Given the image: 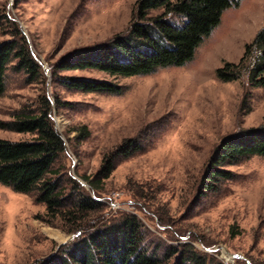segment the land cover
<instances>
[{
	"label": "rangeland",
	"instance_id": "obj_1",
	"mask_svg": "<svg viewBox=\"0 0 264 264\" xmlns=\"http://www.w3.org/2000/svg\"><path fill=\"white\" fill-rule=\"evenodd\" d=\"M137 1L0 0V45L13 39L16 22L44 74L32 82L13 69L17 61L10 65L0 121L23 110L38 111L47 96L54 127L67 146L57 167L62 164L68 177L104 203L94 221L136 215L147 244L162 258L170 249L193 248L223 264H264V157L227 168L234 179L215 192L200 188L216 147L233 133L264 124V86H253L247 74L230 82L218 77L220 68L242 60L264 29V0H236L185 66L118 79L94 70L54 75L55 65L73 52L126 31ZM63 77L107 80L124 86L126 93L69 91ZM84 126L91 136L77 141ZM0 138L34 139L2 129ZM132 138L146 150L118 158L96 192L80 178H94L105 157ZM45 214V205L32 196L0 184V264H38L82 234L67 232L60 220L52 225Z\"/></svg>",
	"mask_w": 264,
	"mask_h": 264
},
{
	"label": "trees",
	"instance_id": "obj_2",
	"mask_svg": "<svg viewBox=\"0 0 264 264\" xmlns=\"http://www.w3.org/2000/svg\"><path fill=\"white\" fill-rule=\"evenodd\" d=\"M235 6L236 0H138L126 31L103 44L73 52L55 65L53 73L57 76L58 72L94 70L118 79L185 66L194 60L197 49L221 24L223 14ZM12 24L16 29L13 39L0 45V98L6 94L7 71L14 61L17 63L13 69L29 75L32 82L44 78L27 39L17 23ZM246 51L238 64L220 68L218 77L230 82L247 74L253 86H264V29ZM254 53H257L255 57ZM60 80L69 91L112 96L126 93L124 86L107 80L76 77ZM247 99L244 97L243 106ZM37 110H23L10 121H0L2 130L34 137L18 142L0 138V184L45 205V219L52 225L60 220L58 225L67 232H82L38 264H223L214 257L198 254L193 248L170 249L162 258L158 248L152 250L147 244L146 233L136 215L94 221L95 214L104 209V203L90 195L80 180L68 177L62 164L57 167L67 146L54 127L52 103L47 96L42 98ZM78 132L76 140L80 142L91 136L87 126ZM122 143L105 157L94 178L80 177L95 192L111 177L118 158L129 159L146 150L134 138ZM253 157H264V124L224 139L210 158L200 188L215 192L221 183L234 179L227 168ZM174 256L177 257L171 261Z\"/></svg>",
	"mask_w": 264,
	"mask_h": 264
},
{
	"label": "water",
	"instance_id": "obj_3",
	"mask_svg": "<svg viewBox=\"0 0 264 264\" xmlns=\"http://www.w3.org/2000/svg\"><path fill=\"white\" fill-rule=\"evenodd\" d=\"M83 185L87 187V184L86 183H83Z\"/></svg>",
	"mask_w": 264,
	"mask_h": 264
}]
</instances>
